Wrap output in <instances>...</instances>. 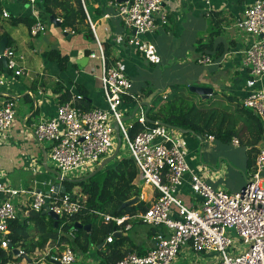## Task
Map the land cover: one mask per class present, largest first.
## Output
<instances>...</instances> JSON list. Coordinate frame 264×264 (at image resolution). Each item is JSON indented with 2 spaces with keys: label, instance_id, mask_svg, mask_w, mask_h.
Listing matches in <instances>:
<instances>
[{
  "label": "built area",
  "instance_id": "obj_1",
  "mask_svg": "<svg viewBox=\"0 0 264 264\" xmlns=\"http://www.w3.org/2000/svg\"><path fill=\"white\" fill-rule=\"evenodd\" d=\"M2 1L25 3L34 11L33 15H37L34 9L37 0ZM80 1L85 9V0ZM200 1L207 6L211 3V0ZM113 2L116 16L127 28L135 31V36L129 43L139 53L148 55L150 47L141 43L137 35L152 33L158 26L167 24V17L163 12L165 0ZM1 17L7 20L10 15L2 9ZM55 19L61 24L60 16ZM87 22L96 37L95 25L88 14ZM234 26L247 39L245 49L241 52V66L248 73L249 92L242 100L241 106L257 116L264 126V87L261 85L264 77V0H255L251 6L246 7ZM45 30V24L36 21L29 28V34L37 37L44 34ZM61 31L64 35H74L70 28ZM97 45L99 57L95 54L89 57L101 62L100 84L106 109L92 108L85 111L77 105L82 97L74 95L70 100L58 103L53 118L40 119L32 124L31 133L37 143L45 142L50 145L49 157L62 182L70 174H78L81 175L78 178H83L82 175L88 168L110 155L114 147L113 124L117 123L119 137L127 145L142 185L155 189L158 196L144 213L119 217L96 210H89L88 213L102 217L105 222H113L116 226L113 233L106 238L107 243L112 242L115 233L130 230L131 224L128 222L131 220H137L160 231L155 233L153 246L149 251L143 254L128 253L114 264H172L185 246H189L197 254H217L220 264H264V147L260 148L255 156L252 172L238 192L229 194L214 189L198 174H191L190 188L200 199V204L197 209L186 207L175 195L189 168L185 154L170 134L172 128L156 121L150 128H145L134 138H130L129 130L135 122L132 119L123 121L125 116L120 106L123 97H132L130 94L133 82L123 71L120 61L108 64L98 39ZM2 60L5 61V67L0 68V85H3L9 76H30V70L24 67L23 55L15 48L6 46L0 53L1 65ZM196 63L208 66L212 64V59L201 55L196 59ZM15 107L13 101H6L0 107V133L11 128L16 116ZM136 116V122L145 126L146 118L141 110L133 117ZM205 139L214 141L213 136H206ZM230 144L234 148L240 146L237 138H232ZM46 184L42 182L43 186ZM5 194L0 203V250L6 254L13 249L9 247V227L12 222H27L32 214L41 213L45 206H48V210L59 220L68 219L86 210V198L81 193L60 194L53 186L47 191L36 188L25 191L6 190ZM20 195H27L26 201L20 205L14 204L12 199ZM74 230L76 229L73 227L66 234L70 240L75 239ZM230 231L235 233V237H232ZM59 238L52 242L53 245H48L43 250H35L30 255L23 248L17 247V254L13 256L18 260H11L6 264H75L74 251L68 245L58 244ZM239 243L246 248L242 251L235 250ZM62 247L63 250H60Z\"/></svg>",
  "mask_w": 264,
  "mask_h": 264
},
{
  "label": "crops",
  "instance_id": "obj_2",
  "mask_svg": "<svg viewBox=\"0 0 264 264\" xmlns=\"http://www.w3.org/2000/svg\"><path fill=\"white\" fill-rule=\"evenodd\" d=\"M113 1H84L85 9H83L86 19L88 14L91 22L95 25L97 38L91 30L88 32L87 28L84 30L89 33L90 38H87L84 32L68 37L60 33V27L49 22L39 5L34 6L37 14L34 16V11H31L30 7L24 3L8 2L12 15L9 14L10 18L0 25V36L5 35L8 46L15 48L19 54L23 55L24 67L30 70V76L21 78L9 76L5 83L0 85V107L6 101L15 102L16 106V116L11 128L7 132L0 133V203L6 196V190L25 191L36 188L47 191L50 186L55 187V185L62 184L59 177L51 172L56 170L49 157L50 145L45 142L37 143L32 136L31 126L40 119H51L55 116L63 92H68L70 98L74 95H82L88 100L89 109H106L100 84L101 62L89 57L91 54L99 57L97 39L103 47L104 53L106 49L107 56H105L108 59V64L120 61L128 78L136 80L137 83H139L138 78L141 79V74L146 72L150 73V78L143 76L144 79L142 78L141 81L148 79L153 81V71L156 65H166L170 71L182 70L183 65L204 67L207 70L194 75L190 81L192 84L189 86L211 90L206 99L197 95L200 99L199 102L214 99L218 104L227 103L226 105L230 109L237 105L242 107L241 102L249 92L247 88L248 73L241 66V52L245 49L247 39L235 29L234 23L242 11L251 6L255 0H211L209 6L200 0H165L163 12L166 14L167 24L158 26L152 33L137 35L141 43L150 47L148 55L139 53L129 43L130 39L135 36V31L127 28L116 16L117 11ZM106 15L109 17L105 18ZM15 18L27 20L26 23L14 25L12 21ZM36 21L42 22L46 27L41 38H38L41 35L32 37L29 34V28ZM212 28L215 33L214 46L225 48L224 54L219 61H215L212 57L211 65L200 66L196 63V59L206 54L197 53L195 46L199 41L204 43L210 39ZM186 32L188 35L185 34ZM52 49L58 50L61 57L68 58L66 68L60 69L56 63L48 62L43 57L45 52ZM161 85L163 88L162 102L156 105L154 104L156 96L152 93L143 94L139 89L141 85L136 84V90L132 89L130 94L132 97L125 96L120 106L125 118L137 115L140 110L146 118V111L150 107L157 112L165 104L164 100L170 95V87L173 86L168 79ZM261 85L264 87V77ZM59 88L61 90L56 92ZM137 97L139 98L137 99ZM128 100L130 101L128 102ZM139 106L141 108H138ZM170 134L185 154V161L189 168L175 195L183 205L192 209L199 208L200 199L192 193L190 188L191 174H198L214 189L229 194L242 189L245 179L249 177L252 169H250V174H242L244 177L242 178L237 175L239 170H229L225 163H222L221 156H218L219 165H215V161L210 155L217 148L214 142L218 140L206 141L202 136L200 140L199 136L193 133H182L179 129H172ZM205 143L208 144L207 148L203 147ZM259 144L260 148L264 147V137ZM201 147L203 148L200 158L201 160L206 158L208 161L200 166L195 160V154ZM115 148L116 146L113 152ZM247 150L249 147L244 149L245 153ZM116 159L121 158L117 157ZM114 162L107 163L106 168L112 166ZM253 164L250 167H253ZM221 176L224 177L221 178ZM42 182L47 184L43 186ZM139 182L141 179L137 176L134 183L141 191L139 201H143L149 207L158 196V192L149 186H141ZM77 190L76 194L79 193V188ZM27 197V195H20L12 200L14 204L20 205L26 201ZM128 223L131 224L130 230L114 234L123 240L120 251L126 254H143L149 251L153 246L155 233H159L160 230L141 224L137 220H131ZM66 234L59 229L56 238L64 236L67 239L68 242L61 244L72 248L76 255L75 264H107L105 262V254L108 253L106 239L98 249L89 247L86 252L82 253L73 244L74 240H70ZM56 238L54 241L47 240L43 247H34L28 254L30 255L35 250H43L48 245L51 246L52 242H56ZM37 240L38 236L32 239L33 242ZM60 250H63V247ZM172 264L220 263L215 253L197 254L189 246H185Z\"/></svg>",
  "mask_w": 264,
  "mask_h": 264
},
{
  "label": "trees",
  "instance_id": "obj_3",
  "mask_svg": "<svg viewBox=\"0 0 264 264\" xmlns=\"http://www.w3.org/2000/svg\"><path fill=\"white\" fill-rule=\"evenodd\" d=\"M36 4L40 6L42 13L48 19L49 17L57 16L62 18L61 30L70 28L74 35L84 32V35L90 38L88 35V32H91L90 27L86 23V15L80 0H37ZM26 20L24 18H15L12 23L17 25L26 23ZM86 28L88 32L84 30ZM214 35L212 28L209 35L210 39L204 43L202 41L197 42L195 51L197 53H205L207 56L213 57L215 61H219L224 54L225 48L214 46ZM3 37L5 35H1L0 40ZM105 55L107 56L106 49ZM43 57L48 62L56 63L60 69H64L68 65V58L66 56L61 57L58 50L47 51ZM0 68H2L1 64ZM177 87V85L170 87V95L166 97V101L164 100L165 104L157 112L151 107L146 111L145 126H141L138 122L133 123L132 128L129 130L130 138H134L145 128H150L153 122L156 121L172 129L190 131L199 137L204 134L212 135L215 140L220 142L228 143L232 137L243 135L245 141H241V144L249 147L246 153L248 165L254 163L255 156L261 147L259 143L262 142L264 137V126L257 116L250 110L238 105L233 109L223 103H219V107H202V101L198 103L194 100L197 94L190 93L188 89L186 94H182L177 91ZM139 89L146 95L152 93L144 90L143 86L139 87ZM58 90H61V88L57 89L56 92ZM80 96L82 99L77 105L85 111L90 110L88 100L82 95ZM60 98L61 102H66L70 100V95L68 92H63ZM160 102H162V99L156 98L154 104L159 105ZM96 175L98 174L96 173ZM96 175L78 179L77 181L66 179L62 181L65 193L69 195L72 194V188L78 186L79 193L86 198V210L70 216L68 219L61 218L58 220L56 228L53 220L41 213L32 214L27 220L28 223L26 221L20 222L19 220L12 222L9 227V237L13 249L17 247L23 248L28 253L36 246L43 247L47 240H55L59 229L67 233L73 228L74 223H80L84 226L89 225L88 231L84 229L74 230L75 239L73 244L79 251L84 253L89 247L98 249L105 239L113 233L116 226L113 222H105L102 217L90 215L88 213L89 210H96L112 217H119L144 213L148 209V205L140 200L136 205L120 210L124 202L136 197L139 198L141 195L140 188L134 183L138 172L131 157L121 158L115 161L112 166L107 167L100 183L95 180ZM36 236H38V240L33 242L32 239ZM66 242H68L67 239L62 236L59 238L58 244ZM122 246V238H117L114 235L112 242L107 244L108 253L105 254V262L107 264H114L126 255V253L120 251ZM13 249L8 254L0 250V264L18 260V258L13 256Z\"/></svg>",
  "mask_w": 264,
  "mask_h": 264
},
{
  "label": "rangeland",
  "instance_id": "obj_4",
  "mask_svg": "<svg viewBox=\"0 0 264 264\" xmlns=\"http://www.w3.org/2000/svg\"><path fill=\"white\" fill-rule=\"evenodd\" d=\"M25 5L28 7L27 4H25ZM2 8L3 9H6V11L10 15H12V11L10 9V5H9L8 2L1 0L0 1V12H1V9ZM4 21L6 22L7 20H4L0 16V25ZM60 33L63 34L62 31H60ZM185 34H187V32ZM41 37H43V36L41 35L38 38H41ZM32 40L35 41L36 39H32ZM38 41H40V40H38ZM168 68L169 67L166 66V65H159V66L156 65L155 70L153 71V81L151 79H148V80H145V81H141V79L143 78V76H145L147 78L148 77L150 78V73L149 72H146L145 74H141V79L138 78L139 83H137L136 80H134V79H133L134 82L132 80V82H133V89L136 90V84L139 85V86L141 85V87L142 86L144 87V90L151 91L152 92V95L156 96L157 99H162L163 88H162V85L161 84L168 79V81L169 82H172L173 85L175 84V85L178 86L177 87V91L178 92H180L182 94H186L187 88L192 84V82H190V81L192 80V78L194 77V75H197L198 73H201V71L207 70V68H204V67L185 66V65H183L182 70H172V71H170ZM10 77H13V76H10ZM194 100L197 101L198 103H200L198 96H195L194 97ZM216 101L217 100H214V99H211L210 101L209 100H204V102H201V106L202 107H210V106H212V107L213 106L214 107H219V104L216 103ZM225 104H227V103H225ZM136 119H137V116L136 117H133L132 118L133 122H136ZM236 138H238L240 140V143H241V141H245V137L243 135L236 136ZM120 142H121V144H120V147H119V151H118L117 157L118 158H125V157L130 158L129 152H128V149H127V145H126L125 141L120 138ZM113 144H114V147L117 144V140H116L115 135H114ZM214 145H216L217 148L215 149V151H213L214 153L211 152L212 154L210 156L213 157V159L215 161V165H217V166L219 165V161H218L219 160L218 159L219 157L218 156H221L222 157V159H221L222 163H225L226 167L229 170L231 169L232 171H237V170L240 171L239 174H237V175H239L242 178H244L243 177L244 174L245 175L250 174L249 173L250 172V169H252L253 167H250V165H248V162H247V154H246L247 152L245 153V151H244V149H246V148L248 149V147H246L243 144H241L240 147L234 148L230 144V142L227 143V142H220V141H215L214 142ZM114 147L111 150V154L113 153ZM203 147L204 148H207L208 147V144L205 143ZM203 147H201V149L198 148V150H197V152L195 154L196 155L195 160L197 161V163L200 166L203 165L206 161H208L206 158H204L202 160L200 158ZM219 148H220V150H219ZM110 155H107L104 158H102V160L99 163H97L95 166H93L92 168H88L87 169V172H84V174L82 175L83 178H89L95 171H97L100 168L101 163L105 159H107ZM116 160L117 159H115L113 161H116ZM110 162H112V161H110ZM212 163H214V162H212ZM106 166L101 167L100 171L97 172L98 175L94 174V175H96L95 176V180L97 182H99V183L103 179V173H105V171H106ZM212 169L215 170V168H213V167H212ZM80 176L81 175H78V174H70V175H68L66 177V180H69V181H77L78 179H83V178H78ZM223 177L224 176H221V178H223ZM262 177H264V172L262 173ZM76 178H78V179H76ZM139 184H141V186H142V181L139 182ZM262 186L264 188V181L262 183ZM77 188H78V186H74L72 188L71 192L72 193L73 192L76 193V191H78ZM230 232L232 233V237H235V233L233 231H230ZM245 248H246L245 245L239 243L235 247V250L242 251Z\"/></svg>",
  "mask_w": 264,
  "mask_h": 264
},
{
  "label": "water",
  "instance_id": "obj_5",
  "mask_svg": "<svg viewBox=\"0 0 264 264\" xmlns=\"http://www.w3.org/2000/svg\"><path fill=\"white\" fill-rule=\"evenodd\" d=\"M120 1H125V0H120ZM49 22L51 24H53L54 26L56 27H60V23H58L55 19V17H49ZM68 37H70V35H67ZM6 44H7V38L6 37H3L1 40H0V53L3 52V50L5 49L6 47ZM2 66L5 67V61L2 60ZM189 92L190 93H195L197 95H201L202 98L206 99L208 98V95L211 93V90L210 89H207V88H200V87H189L188 88ZM132 117H129V118H125L123 119V121H127L129 119H132ZM113 127H114V130H115V137H116V140H117V144H116V148L114 150V152L112 153V155L110 157H108L107 159H105L102 163H101V166L100 168L95 171L92 175L96 174L98 171H100L101 167L103 166H106L107 163H109L110 161H113L117 158V154H118V151H119V147H120V137H119V134H118V127H117V123H114L113 124ZM182 133H192L190 131H185V130H180ZM53 174L57 175L59 178H60V175L56 172V171H51ZM91 175V176H92ZM55 190L58 191V193L60 194H63L65 193V187L63 186V184H58V185H55ZM139 201V198L136 197V198H133L131 200H128L126 202H124L121 207H120V210L126 208V207H130V206H133L135 205L137 202ZM42 215H45L49 218H51L54 222V227L56 228L57 227V223H58V217L52 212V211H49L48 210V206H45L43 211L41 212ZM73 227L75 229H84L86 231L89 230V225H82L80 223H74ZM9 247L11 248L12 246L9 245ZM13 254L16 255L17 254V250L13 249Z\"/></svg>",
  "mask_w": 264,
  "mask_h": 264
},
{
  "label": "flooded vegetation",
  "instance_id": "obj_6",
  "mask_svg": "<svg viewBox=\"0 0 264 264\" xmlns=\"http://www.w3.org/2000/svg\"><path fill=\"white\" fill-rule=\"evenodd\" d=\"M206 136H212V135H208V134H204L202 137H203V139H205V137ZM232 138H236V137H232ZM199 139L201 140V137H199ZM238 139V138H237ZM214 140H215V138H214ZM239 140V139H238ZM230 142H231V140H230ZM239 143H240V140H239ZM240 145H241V143H240Z\"/></svg>",
  "mask_w": 264,
  "mask_h": 264
}]
</instances>
